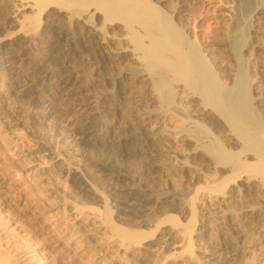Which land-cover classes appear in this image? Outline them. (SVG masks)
<instances>
[{
	"label": "bare ground",
	"instance_id": "obj_1",
	"mask_svg": "<svg viewBox=\"0 0 264 264\" xmlns=\"http://www.w3.org/2000/svg\"><path fill=\"white\" fill-rule=\"evenodd\" d=\"M208 3L217 4L221 16L213 27L212 23H200L201 13L195 9ZM5 21L10 28L5 27ZM49 29L70 37L78 56L92 48L98 50L91 63L104 68V77L109 75V68L118 70L119 98L115 101L112 97L110 104L121 111L125 124L113 131L99 113L95 118L83 114L74 138L85 145L112 142L110 152L118 153L119 159L136 149L127 144L129 140L140 139L142 151L151 150V157L145 158L146 165L138 171L139 180L160 166L159 151L171 150L191 185L192 201L198 194L206 197L219 209V220L224 208L228 217L235 218L232 210L237 206L242 219L263 225L264 0H0V43L18 44L11 48L12 57H18L22 49L34 50L27 67L17 75L14 70L8 80L0 62V105L9 106L10 97L22 93L16 90L20 82L26 86L23 90L30 88L41 102L44 88L54 90L67 103L94 99L95 85L66 58L54 60ZM123 61L129 66L120 71ZM137 80L143 84L135 92ZM145 104L150 107L142 118L135 107ZM16 113L20 115V108ZM153 121L158 124L154 131L150 126ZM143 130L148 135L142 134ZM156 133L162 141L155 139ZM33 135L42 141L39 134ZM164 140L167 144L163 149L160 143ZM174 144L183 149L173 148ZM26 150L32 160L23 164L22 170L30 169L52 194L72 198L54 182L48 162L42 161L34 148ZM90 153L98 159L93 151ZM64 155L65 149L57 153ZM69 166L73 169L70 179L79 175L77 186L103 204L102 212L71 202L70 215L64 221L42 217L39 207L24 194V182L0 155V264H92L62 232L71 228V221L80 219L102 229L105 242L125 249L132 260L143 264L225 263L212 251L216 249L213 246L210 251H198L200 256L195 254L194 248L207 239L209 226L201 222L194 228L193 202L180 205L187 219L185 225L171 217L162 230L150 233L141 228L150 224L144 213L145 203L153 198L149 189L143 185L118 189L115 195L123 206L117 218L140 226L128 229L114 221L94 176ZM101 167L113 173L109 166ZM158 204L157 208L163 206L161 201ZM225 243L233 247L232 254L243 264H264V247L252 259L243 257L244 262L245 247H235L232 239ZM160 247L170 253L161 254Z\"/></svg>",
	"mask_w": 264,
	"mask_h": 264
},
{
	"label": "rangeland",
	"instance_id": "obj_2",
	"mask_svg": "<svg viewBox=\"0 0 264 264\" xmlns=\"http://www.w3.org/2000/svg\"><path fill=\"white\" fill-rule=\"evenodd\" d=\"M208 5L209 8L203 5L202 7L204 8L200 9V7L197 8L196 6L195 9L197 12L199 11L201 13L200 23L204 26L212 23V25H210L213 27L221 20V16L217 10L218 8H216L217 4L208 3ZM215 20H217V22H214ZM4 25L6 28H8V26L10 28L11 26L7 21L4 22ZM47 34L51 46L54 49V60H59L62 57L66 58L76 70L86 77L89 83L95 85L97 89L94 91L96 94L93 93V96H96H94V99H83V103L74 104L62 100L54 90L44 88L42 90V95L45 99L41 102L33 97L29 91L30 88L23 90L26 86H23L24 83L22 84L20 82L17 84L18 88L16 87V90L20 89L22 93L18 92L17 95L11 96L9 106L0 105L1 158H3L6 165L12 169L16 178L24 182V194L30 199L29 201L39 207L41 212L40 215L47 219L64 221L70 215L69 206L71 202L84 203L94 207L98 211H103V204L97 202L90 192L84 191V193H82L83 190H80L78 187L80 179L78 174L75 173L77 178L70 179V173L73 172V169L69 166L70 164L78 166L84 169L85 173L87 172L90 176H94L93 178L96 183L102 186V191L106 197L105 204L110 209L113 219H115L114 221L117 224L123 225L125 228H139L140 226L123 222V220L117 218L122 212L121 209L123 205L120 203V200H117L115 194L118 189L131 188L134 187V185H136L135 187L143 185L149 189L153 197L147 201L148 203H145L147 210L144 213L145 215L147 214L146 217H148L150 221L149 225L141 227L145 231L157 233V231L162 230L169 223L171 217L176 218L185 225L187 219L183 218L180 205L193 202L194 217L192 225L195 228L198 227L201 222H207L209 226L207 239L202 240L199 244L201 249H199V247L194 248L196 255L200 256L198 251L203 249L205 251H210L213 246L212 249H214V247L216 249L212 251L216 253L217 258L225 259L226 264H243L236 255L232 254L233 247L225 243L228 239H232L235 247L239 249L241 248L243 250V247H245L251 250L244 248L242 258L252 259L258 255L262 251L261 248L264 247V223L263 225L260 223L258 224V222L254 220H251L249 223V221L242 219L237 206L232 210V214H234L233 216H235V218L232 217V215L228 217L226 209L224 208L221 209L224 210L221 211L223 217L219 220L217 218L219 209L212 205L206 197L198 194L192 201V199H190L193 195L191 185L186 183V178L178 169V159L171 150H169V152L165 150L164 152L159 151V153H161L159 158H162L159 159L160 161L158 162L160 166L155 168V172L152 175H146L143 179L139 180L137 177L138 171L146 165V159L149 160L151 157V150L147 153L142 151L141 148L143 147L139 145L140 139L129 140L127 144H132L133 146L131 147L136 149L123 153V156L119 159L118 153L110 152V143L112 142L105 144L94 142L91 145H85L74 138L76 129L82 121L81 117L83 114L95 118L99 113L110 123V128L113 131L125 124L121 111L111 108L112 105L110 104L112 97L115 101L119 98V90L116 82V71L118 70L109 68V75L111 77L108 76L111 79L108 78V76L107 78L104 77L107 75H103L102 71H104V68L101 65L100 67H96L95 64L91 63V60H94L95 56L99 55L98 50L92 48V50L86 54L84 53L78 56V52L73 49V44L70 42V37L66 38L60 36L53 29H49ZM12 46L14 48H12ZM15 46L17 47L18 44L9 43L8 46V44L2 45L0 43V62L4 66L3 72L7 80L10 79L14 70L16 72L15 75L19 74L17 73L19 70H24L33 58L34 50L32 48L31 51L30 49H22L18 57H12L13 55L10 54L12 52L11 48L16 49ZM119 66L120 71L125 70L128 68L129 62L123 61ZM97 68L100 69L98 70ZM130 68H132V66ZM135 84H137V86H135L133 90L136 92L141 88L143 83L137 80ZM149 107L145 104L139 105L135 107V109L138 111L139 115L144 118ZM19 108L21 110L20 115L16 113V110ZM150 126L151 130L154 131L158 127V124L153 121L150 123ZM32 131L39 134L42 141H39L33 135ZM142 134L148 135L145 130L142 131ZM154 137L155 139H161L160 136V138L158 137L157 133L154 134ZM111 139L112 138H108L109 141H112ZM63 141H66L65 144H63ZM165 144H167L165 140L160 143L163 149ZM26 148H34L36 155L39 156L42 161L48 162L52 169L54 182L59 184L66 193H68V196L72 198L61 197L59 194H52L48 190V185L43 184L44 182L42 180L34 177L35 174H32L29 171L30 169L22 170V165L32 160L31 154H25L27 153ZM173 148L181 150L183 146L174 144ZM63 149H65V155L57 156V153ZM90 151H93L95 155L98 156V159L93 158ZM105 165L112 168L113 173L110 174V170L101 167ZM59 168H63V171ZM33 179L36 180L34 181ZM164 196L167 198L162 199ZM158 199L159 201H157ZM160 201L163 203V206L157 208ZM176 202H180V204H176ZM10 213L13 214V212ZM252 221L255 223L256 227L252 224ZM243 224L245 226H243ZM69 225L71 227L69 230L65 231L61 228V231L63 229L62 232L65 234L67 241L73 246L78 247V249H82V252H84V255L87 256V259L90 260L92 264H143L141 261L132 260L125 249L118 248L109 241L105 242L103 230L90 221H85L83 219L74 220L71 221ZM246 225L249 226V228L246 227ZM258 225L259 228L257 227ZM252 226L257 229L252 228ZM242 227L243 230L241 229ZM255 244L257 246H255ZM103 246H106L105 248L107 250L103 248ZM249 246L254 247L251 249L252 247ZM253 250L256 251L253 253ZM159 251L163 255L165 253L166 255L170 253V251L164 247H160ZM258 251L260 252L258 253ZM247 254L253 255L249 256ZM242 258L241 261H244V258Z\"/></svg>",
	"mask_w": 264,
	"mask_h": 264
}]
</instances>
